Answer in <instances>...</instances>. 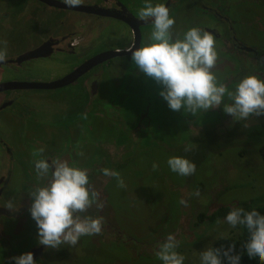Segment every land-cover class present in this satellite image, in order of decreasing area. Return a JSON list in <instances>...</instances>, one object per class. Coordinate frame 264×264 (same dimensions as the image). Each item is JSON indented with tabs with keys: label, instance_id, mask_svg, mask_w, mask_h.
I'll return each mask as SVG.
<instances>
[{
	"label": "flooded vegetation",
	"instance_id": "obj_1",
	"mask_svg": "<svg viewBox=\"0 0 264 264\" xmlns=\"http://www.w3.org/2000/svg\"><path fill=\"white\" fill-rule=\"evenodd\" d=\"M186 1L195 7L193 26L213 36L215 48L230 65L238 64L242 72L254 67L256 71L264 73V29L256 26L258 32L254 36L247 30L249 25H257L258 21H248L244 33L235 36L237 31L233 18L239 17V14L232 17L230 13L229 17L226 12L225 15L222 8H217L220 7V2L212 4L216 0H153L154 3H164L172 17H175L174 14ZM259 4L262 5L259 14L262 17L259 18L264 19V0ZM143 6V0H80L76 6H68L64 0H0V36L2 33L6 36L12 32L24 31L19 39H10L12 42L0 37V53L5 51L4 59L0 60V224L4 220L11 222L24 217L32 220L28 211L32 202L29 194L35 188L43 186L48 179L36 175L34 161L45 159L51 163L60 159L88 170L90 191L96 192V182L103 187L98 191L100 196L97 197V203L102 207H97L94 203L85 212L78 213L81 217L102 218L101 232L85 237L107 246H114L119 241V237H115L116 232L112 236L110 229H107L104 222L108 224V220L103 216L108 206L107 186L115 184L117 179L105 176L102 169L114 170L120 176L123 170H128L133 164L132 159L137 156L135 154L140 155L142 151L153 148L151 141L160 139L157 129L163 127V122L177 125V122L164 115L161 108H167V104L158 91L156 96L145 94L141 97L149 101V108L144 115L149 119L140 118L130 127L132 123L125 118L124 105L133 96L130 93L137 92L139 86V83H134L131 75L134 72L136 76L141 74L132 62L130 52L125 50L133 46H144L149 42L148 37L152 31L151 21H142L137 16V11ZM48 11H58L63 20L66 17L64 12L82 13L97 19H113L125 25L132 36L123 48L115 50L110 47L97 52H85L84 47L89 38L81 29L54 33L43 18L32 17ZM251 15L249 13V17ZM239 19H242V15ZM261 24L264 25V21ZM173 27L175 29V24ZM171 31L173 35V30ZM5 43L16 44L18 49L14 56H11L14 50ZM219 58L222 59L221 56ZM54 60L62 65L66 64L67 68L62 72L49 71L48 64L51 65ZM234 85L228 84L229 88ZM156 103L160 106V111H153L150 117L151 107ZM223 103L230 104L231 100L226 96ZM80 105L83 106L81 110L78 109ZM170 114L178 119L183 112L171 111ZM252 116L244 120L233 119L222 107H217L206 113L195 114L192 119L181 118L180 121L187 122L192 133L190 153L200 152V155L190 159L191 162L198 163L202 158V163L207 161L212 153L233 147L240 136L253 146H258L261 153L264 135L263 142H258L256 136L259 134L256 130H264V121L253 124ZM46 118H50L46 123L54 128L43 130L41 125L29 124V121L45 123ZM152 119L158 120L157 129L152 126ZM206 120L211 122L209 126L205 125ZM64 122L71 129L67 134ZM78 124L80 130H73ZM169 129L171 130L170 127ZM161 131V134L168 133L166 126ZM79 137L90 141L85 140L78 148ZM170 142L173 143L174 140L170 138ZM183 145L189 144L183 143L181 146ZM160 146H163L162 142ZM80 149L87 155V164L80 162L83 152ZM195 175L196 171L184 184L182 195L186 204L182 205V216L192 199V196H188L192 193L191 181ZM10 202L14 211L6 207ZM183 219L184 217L178 227V232L183 236L180 240H184V235H187ZM31 227V239L27 241L24 238L12 239V236L0 233V264H12L11 257L29 251L33 253L37 264H51L50 251L53 254V250L59 251L60 248L46 249L38 245L35 222ZM193 232L191 234L195 236L196 233ZM166 237H163L164 240ZM161 242L163 241L158 242V248ZM78 245L82 246L83 243L79 240Z\"/></svg>",
	"mask_w": 264,
	"mask_h": 264
},
{
	"label": "rangeland",
	"instance_id": "obj_2",
	"mask_svg": "<svg viewBox=\"0 0 264 264\" xmlns=\"http://www.w3.org/2000/svg\"><path fill=\"white\" fill-rule=\"evenodd\" d=\"M6 1L21 2L22 0ZM262 1L216 0L212 4L220 2L221 5L217 8H222L224 14L228 13L229 17L230 13L232 17L236 13L239 14V17L235 16L236 18H233L237 31L235 36H238V33H244L245 26L249 24L248 21H258L260 24L257 22V25L247 27V30L254 36L258 32V27L264 29V25L261 24L264 19L259 18L262 17L259 15L262 11L260 10L262 5L259 3ZM190 3L188 1L182 3L183 5L181 4L182 6L174 14L175 29L172 26L173 37L183 34L188 30L186 28L196 27L193 26L195 7ZM64 13L66 16L64 20L62 14H59L58 11L40 12L32 17L43 18V21L53 29L54 33H63L68 29H81L89 38L84 47L85 52L90 50L97 52L110 47L115 50L123 48L132 36L125 25L113 19H97L75 12ZM249 13H252L251 17H249ZM241 15L242 19H239ZM208 21L210 22V19ZM219 31L223 34V30L220 29ZM23 33L24 31H17L6 36H4L5 33H2L3 36L0 37L12 42L19 39ZM241 38H244V36L241 35ZM5 44L14 50L11 53V56H14L15 51L18 49L15 46L16 44ZM215 49L218 59L212 71L217 77L218 83H222L229 88L228 84H236L241 78L249 75L264 79V73L256 71L254 67L249 68L251 72L246 70L242 72V69L239 70L238 64L230 65L231 63L229 64L218 49ZM2 53L4 54L5 51ZM220 56L222 59L219 58ZM48 67L50 68L49 71L62 72L67 68V65H62L61 62L54 60L51 65L48 64ZM128 67H131L130 64H128ZM245 72L248 73L245 74ZM131 76L134 83H139V86L137 92L130 93L133 96L124 105V114L125 118L132 123L130 127H133L140 118H146L144 115L147 113V108H149V101H145L141 97L145 94L151 97L152 95L156 96L157 91L158 93L160 91V85L143 73L136 76L134 72ZM234 86L229 89L234 88ZM82 107L80 105L78 109L81 110ZM151 108L150 117L153 111H160V106L157 103L153 104ZM161 109L165 112L164 115L177 122V125L163 122V127H167L168 133L161 134L163 127L158 130L159 128L156 127L158 126V120L152 119V126L157 129V136L159 135L160 139L157 138L151 141L153 148L142 151L140 155L135 154L137 156L132 159L134 162L130 168L122 171L119 177L123 181L124 187H120L117 181L115 184L107 186L106 189L108 206H106V213H103V216L108 220L109 225L106 222L104 223L107 229H110L112 236H115L114 232H116L117 236L115 237H119V241L114 246H107V244L98 243L90 237L82 236L80 238L83 243L82 246L78 243L75 246L62 245L58 247L60 248L59 251L53 250V254L50 251L51 264H161L156 256L158 242L164 241V236L172 233L174 235L176 232L175 238L179 241L177 251L185 257L184 264H200V253L202 251L213 246L218 239L224 236L238 235L240 232L239 227L231 228L225 219H220L212 224L202 223L198 220L200 214L211 213L223 206H238L247 201L264 205V160L259 147L253 146L240 136L241 138L238 137L233 147L224 149L219 153H212L208 160L203 163L201 160L204 158L199 159L198 163H194L197 168L196 175L191 181L192 193L188 196V198L192 196V199L190 204L186 205L185 213L182 216L183 204H180V200H184L182 195L185 190L184 184L190 180L191 175L179 176L171 172L166 161L172 156L185 157L191 161L190 159L194 156L200 155L198 151L185 152L186 145L181 146L183 143L191 144L189 141L192 133L187 122L180 121V119L185 117H188L186 119H192L193 115L185 112L177 119L174 117L175 115L172 117L170 114L172 110L168 106ZM201 113H203L202 110L196 114ZM173 118L177 120L175 121ZM48 119L46 118L45 123L36 119L39 124L36 121H29V124L30 126L41 125L43 130L51 129L53 126L49 125L48 122L46 123ZM252 120L253 124L259 121L262 122L264 121V114L253 115ZM64 124L65 133L67 134V131L71 129L67 128L65 122ZM199 124L201 123L199 122ZM210 124V121H205V125L209 126ZM192 125L195 126V124ZM73 130L79 131V124L74 126ZM170 138L174 140L173 143L170 142ZM85 140L90 141L86 138ZM85 140L81 137L77 139L78 148L85 143ZM161 142L163 146H160ZM177 144L179 146H176ZM81 151L83 150L80 149ZM86 157L85 151L81 152L80 162L87 164L88 159ZM154 163L157 165L156 169H153ZM100 184L96 182L97 197L100 196L98 191L103 188ZM197 191L199 192L198 196L195 195ZM182 217H184V229L187 230L184 240H180L183 236L178 232ZM31 222L34 225L32 220L25 217L11 222L4 220L0 224V233L12 236V239L24 238L27 241L31 239ZM192 231L196 233L195 236L191 234ZM162 234L165 235L162 237Z\"/></svg>",
	"mask_w": 264,
	"mask_h": 264
},
{
	"label": "clouds",
	"instance_id": "obj_3",
	"mask_svg": "<svg viewBox=\"0 0 264 264\" xmlns=\"http://www.w3.org/2000/svg\"><path fill=\"white\" fill-rule=\"evenodd\" d=\"M64 3L76 6L80 0H64ZM143 3L137 16L142 21H151L149 42L125 51L130 52L140 73L160 85L158 94L170 110L195 115L200 110L206 113L222 107L226 114L238 120L264 114V79L249 75L241 78L232 89L218 83L212 71L218 59L213 36L199 27H191L174 39L171 29L175 19L169 14V8L153 0H143ZM3 59L0 53V60ZM225 95L231 100L230 104L223 103ZM190 150V145H186L184 151ZM166 163L169 170L179 176H190L196 171L195 164L185 157L172 156ZM156 168L154 163L153 169ZM34 170L38 177L48 178L43 186L29 194L32 202L28 211L37 228L38 245L46 249L75 246L82 236L101 232L102 218L78 215L94 203L102 207L97 203V193L89 190L87 169L60 159L51 163L38 159L34 161ZM102 172L116 178L120 187H124L118 172L107 168ZM180 204L186 202L182 199ZM6 207L14 211L11 202ZM224 219L231 228L239 226L247 230L244 252L250 261L264 264V215L256 209L234 208ZM178 247L179 241L168 234L156 252L161 264H184L185 257L177 251ZM233 250L232 244L227 248L223 245L208 247L200 253V264H224L222 257L227 264H240L241 254L233 255ZM11 261L12 264H37L30 251L11 257Z\"/></svg>",
	"mask_w": 264,
	"mask_h": 264
},
{
	"label": "trees",
	"instance_id": "obj_4",
	"mask_svg": "<svg viewBox=\"0 0 264 264\" xmlns=\"http://www.w3.org/2000/svg\"><path fill=\"white\" fill-rule=\"evenodd\" d=\"M259 135L256 136L258 138V142L262 143L263 138L262 136L264 135V130L259 128L256 130ZM261 156L264 160V145L261 148ZM234 208H243L245 211H251L253 209H256L261 215H264V205H257L254 204L252 201H247L243 202L242 204L238 206H223L215 211L208 213V214H200L198 216V220L202 223L207 222L209 224H212L220 219H224L226 214L231 211ZM239 227V226H238ZM240 232L238 235H229V236H224L220 239H218L214 244L213 247L220 248L221 245L224 246V248H227L229 245H234V250H233V255L235 254H241V259H240V264H259L258 261H250L245 252H244V243L248 239V233L245 228L239 227ZM222 260L224 264H227V261L222 257Z\"/></svg>",
	"mask_w": 264,
	"mask_h": 264
},
{
	"label": "water",
	"instance_id": "obj_5",
	"mask_svg": "<svg viewBox=\"0 0 264 264\" xmlns=\"http://www.w3.org/2000/svg\"><path fill=\"white\" fill-rule=\"evenodd\" d=\"M27 87H28V85H27Z\"/></svg>",
	"mask_w": 264,
	"mask_h": 264
}]
</instances>
